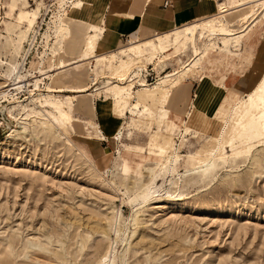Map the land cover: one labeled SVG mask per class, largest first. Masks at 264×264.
Wrapping results in <instances>:
<instances>
[{
    "label": "rangeland",
    "instance_id": "rangeland-1",
    "mask_svg": "<svg viewBox=\"0 0 264 264\" xmlns=\"http://www.w3.org/2000/svg\"><path fill=\"white\" fill-rule=\"evenodd\" d=\"M78 1L0 0V264H264V144L258 143L264 115L208 174L194 171L193 158L264 75V20L237 49L228 41L227 48L219 43L222 52L210 51L199 66L205 84L189 79L198 81L190 116L177 125L169 107L156 111L161 131L111 87L129 81L167 86L160 79L178 68L181 36L154 43L153 51L167 58L157 71L149 61L118 81L101 56L86 65L73 61L92 33L83 22L94 20L103 3L73 8ZM212 1L216 9L219 0ZM220 2L236 10L243 0ZM213 16L222 17L215 10L192 22ZM128 36L117 35L119 59L127 56L120 50L129 46ZM206 45L199 34V55ZM61 58L69 66L57 71ZM45 74L58 76L60 88L52 90ZM247 109L260 111L253 100ZM158 131L174 138L167 162L155 150ZM242 143L248 152H240Z\"/></svg>",
    "mask_w": 264,
    "mask_h": 264
},
{
    "label": "bare ground",
    "instance_id": "bare-ground-1",
    "mask_svg": "<svg viewBox=\"0 0 264 264\" xmlns=\"http://www.w3.org/2000/svg\"><path fill=\"white\" fill-rule=\"evenodd\" d=\"M87 1L88 0H79L78 2H75L73 4V8H79L83 5V3L87 4ZM150 1L153 0H147V2ZM249 8H251L252 10L248 11ZM234 9L236 10L229 9L225 3L220 2L219 0L216 4L215 10L218 15H222V17H219L224 18L223 20H221L226 22V24H220L221 20H219V17L213 16L192 23L182 29V32L186 35V42L184 47H182V52L179 54V56H177L175 60V63L177 64L178 68L167 73L163 78L160 79L161 81H168L169 84L167 86H164L159 82H156L155 84H143L142 82L135 83L132 81H129L128 83L116 82V84L111 87L112 93H114L115 97L120 101H125V103H129V106H132L133 110L142 109L144 112V116H146L144 119L149 122V126L153 127V125L156 124L158 125V129L162 131V121L154 117L156 115V111L167 113V102L170 99L171 92L177 86L190 79L192 76L198 77L201 80L206 78L200 70L199 66L202 65V61L205 60L204 58L207 57L208 60L211 55L210 51L211 53L216 52L217 50L221 51L222 49L219 47V43H222V45L227 48L228 41H232L234 44L233 46L237 49L240 45L241 39L244 36L249 35L251 32L259 30L258 25L261 21L264 20V0H257L252 3H246V0H243V2L241 4L239 3V5L236 6ZM118 18L134 20V16L130 13H116V19ZM235 23L240 26L237 30L233 29ZM91 29L92 33H90L87 39L84 41L80 55L76 58L74 57L73 61H76V63L79 65H86L90 63L91 59L97 57V55H100L103 59L108 60L109 67L113 69L112 71L116 75L118 81L126 80L130 76V74L137 68V66H140V68H146L147 62L150 61V63H152L151 65H153L152 67L155 68L158 64L163 63L167 59L165 56L159 57L145 54L141 50H139L141 51V53L136 59H119L116 56L105 57V55H102L101 53L103 51L98 49V45L104 31L106 30L105 15L103 11H100L95 16V19L92 20ZM174 29V33H177L178 29ZM61 31H64V29H62ZM199 34H202L204 36V40L207 41V45L205 46L202 55H199L196 47L198 43ZM129 51H131V49ZM189 52L190 57L187 58V60H184V58L187 57V54ZM117 62H119L120 64L119 69H117L115 66L117 65ZM68 66V61H65L61 58L56 64V70L59 71ZM18 79H20L19 73L16 74V80ZM45 79H49L51 81L52 90L54 88L56 89L57 87L60 88V78L58 76H55V74H45L44 80ZM15 85L17 84H13V86ZM135 86L139 88L137 91H135ZM16 88L17 87H14V89ZM248 100H253L254 102L258 103L260 111L250 110V112H248ZM261 111L262 113H259ZM190 113L191 112L187 113V118L188 116H190ZM263 115L264 75L258 79L249 94L242 95L236 100L226 120L222 123L218 133L210 137L204 145L200 146L196 150V153L193 158L196 161L197 166L194 168V171L198 175H205L212 167V163L214 161L223 160V155L225 154L224 150L229 146L233 148L234 142L238 139V137L242 133H246L247 130L252 127L255 121ZM61 117L66 121L71 120L70 116L66 114H62ZM10 119L14 120L12 116H10ZM15 123L17 126L18 123ZM139 123L141 125L142 120H139ZM260 123L262 127L258 131V135H260V137H262V140H264V120ZM1 126L2 122L0 120V127ZM187 131L188 126L185 121L184 130L182 131L181 135H185ZM14 132L15 130L11 131L8 135V138ZM153 138L156 141V153L165 158V161L167 162L168 159L166 160V158H169L168 155L170 153L173 154L174 152L173 136L170 133L158 131L155 132ZM259 142H262V144H264V141L259 140L258 143ZM238 149H240V152L242 153L248 152L250 147L242 143L238 147ZM236 150L237 149H233V152L230 156L231 158L236 155ZM80 155L86 158V153L84 151H80ZM109 262L108 260H105L103 264H109Z\"/></svg>",
    "mask_w": 264,
    "mask_h": 264
},
{
    "label": "crops",
    "instance_id": "crops-1",
    "mask_svg": "<svg viewBox=\"0 0 264 264\" xmlns=\"http://www.w3.org/2000/svg\"><path fill=\"white\" fill-rule=\"evenodd\" d=\"M102 1L103 3L99 4V12H104L105 25L110 19H112L113 26L110 27L109 25H107L109 28H107L106 26V30L104 31L99 41L98 49L103 51L101 54L105 55V57L115 56L117 35H119L120 39H126L129 34L127 38L129 46L124 50H120L121 54H127L125 59H136L137 57H139L141 51L145 54L164 57L161 53L158 54L157 51H153V45L154 43H161L162 41L166 40L168 41L170 37H175V39H177L179 36H181V39L178 43H180L181 47H184L186 42V35L182 32V29L192 23H195L192 21L210 16L215 11V5L212 0H153L150 2H147V0H97L94 2ZM120 2L125 4L124 8L121 7ZM166 2H168L167 5H165ZM104 5H106V7L103 10L101 7ZM116 13H130L134 16V20L123 18L116 19ZM110 16L112 17L110 19H107ZM83 23L89 24L92 27V20L85 21ZM111 28L115 29L118 34L114 31L112 32V34H107V30ZM174 28L178 29L177 33H174ZM152 33L153 35L149 36ZM140 35L143 36L142 41L140 40ZM130 49L131 51H129ZM162 50H164V47L162 48ZM240 55H242L241 57H243V54ZM152 66L153 65H151V67ZM158 66L159 64L157 65V67ZM157 67H152L153 71H157ZM108 73L110 72L108 71ZM129 78L130 76L127 78V80ZM194 78H197V80H201L198 77ZM228 78L229 77L227 75L224 81L225 86H227ZM203 80L205 84V81H207L206 78ZM186 81V83L183 82V85L180 84L171 92L170 99L167 102V107H169L168 109L170 111V119L177 125H180L181 122L184 121L193 101L194 92L198 86V81H195L194 79H188ZM137 82L138 81H135V83ZM142 83L146 84L144 82ZM231 98L233 97H228V99Z\"/></svg>",
    "mask_w": 264,
    "mask_h": 264
},
{
    "label": "built area",
    "instance_id": "built-area-1",
    "mask_svg": "<svg viewBox=\"0 0 264 264\" xmlns=\"http://www.w3.org/2000/svg\"><path fill=\"white\" fill-rule=\"evenodd\" d=\"M167 4H168V2L165 3V5H167ZM150 72L153 74V71H152L151 69H150ZM148 83H149V82H148ZM149 84H150V83H149Z\"/></svg>",
    "mask_w": 264,
    "mask_h": 264
}]
</instances>
